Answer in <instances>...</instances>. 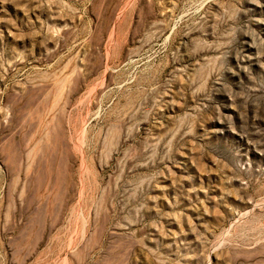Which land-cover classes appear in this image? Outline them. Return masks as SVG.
Wrapping results in <instances>:
<instances>
[{
	"label": "rangeland",
	"instance_id": "1",
	"mask_svg": "<svg viewBox=\"0 0 264 264\" xmlns=\"http://www.w3.org/2000/svg\"><path fill=\"white\" fill-rule=\"evenodd\" d=\"M0 264H264V0H0Z\"/></svg>",
	"mask_w": 264,
	"mask_h": 264
}]
</instances>
